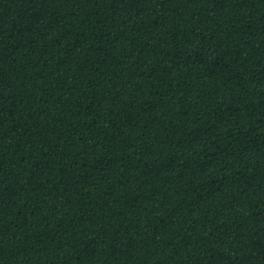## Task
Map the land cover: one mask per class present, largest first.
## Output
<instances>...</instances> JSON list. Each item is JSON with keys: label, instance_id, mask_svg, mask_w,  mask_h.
<instances>
[{"label": "trees", "instance_id": "obj_1", "mask_svg": "<svg viewBox=\"0 0 264 264\" xmlns=\"http://www.w3.org/2000/svg\"><path fill=\"white\" fill-rule=\"evenodd\" d=\"M0 264H264V0H0Z\"/></svg>", "mask_w": 264, "mask_h": 264}]
</instances>
